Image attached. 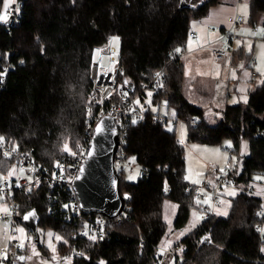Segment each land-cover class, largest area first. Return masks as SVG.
<instances>
[{
  "label": "trees",
  "instance_id": "trees-1",
  "mask_svg": "<svg viewBox=\"0 0 264 264\" xmlns=\"http://www.w3.org/2000/svg\"><path fill=\"white\" fill-rule=\"evenodd\" d=\"M224 1L18 0L11 22L0 21V141L14 152L0 150V169L7 171L21 154L31 155L44 178L35 187L12 193L10 201L18 204L15 216L25 223L24 215L36 209L38 230L42 226L57 232L61 253L77 251L73 264H170L173 260L176 264H264V234L258 230L264 223V215L259 214L263 198L247 191L254 175L264 173V79L250 90L246 102L227 103L221 119L212 121L183 89L186 75L180 53L189 37L197 35L190 34L191 21L207 16ZM249 3V20L264 25V0ZM2 5L0 0V11ZM110 34L120 38L119 65L125 69L124 86L133 89L132 95L164 69L166 81L151 90L153 99H165L169 108L174 107L188 126L187 140L218 143L230 137L233 150L240 149L244 138L250 144L240 167L224 176L240 189L229 214L213 213L200 221L176 241L182 245L181 256L170 254L163 261L157 252L166 246L161 244L167 233L165 200L178 205L176 226L188 221L192 208L200 207L195 195L185 192L186 148L168 120L155 121L148 115L135 125L127 119L129 159L136 158L141 175L130 181L125 178L128 171H120L126 217L112 223L104 237L79 235L77 217L69 220L65 214L69 203L66 210L59 204L67 203L71 193L48 182L60 161L74 162L71 151L85 142L93 53ZM202 234L209 235L210 241H203Z\"/></svg>",
  "mask_w": 264,
  "mask_h": 264
},
{
  "label": "rangeland",
  "instance_id": "rangeland-1",
  "mask_svg": "<svg viewBox=\"0 0 264 264\" xmlns=\"http://www.w3.org/2000/svg\"><path fill=\"white\" fill-rule=\"evenodd\" d=\"M237 3L238 12L244 13L249 19L250 3L249 0H233ZM18 4V0H3L2 15L0 21L7 20L13 15V5ZM18 6L16 7V11ZM200 19H193L191 24L198 23ZM248 25V24H247ZM251 29H247L244 33L240 29L238 35H247L244 40L252 47L255 43V51H253L256 64L254 68L246 67L243 70H237L233 74L232 69L235 65L229 68L226 63L225 67H218L217 62L209 60L205 62L204 69L197 70L192 66L190 74L186 75L184 84V93L192 102H199L203 107L205 116L209 120L217 118L220 120L222 109L227 103L233 104L237 102H246L248 100L250 90L264 79V25L258 23V28L250 24ZM239 37L235 41L237 49ZM113 44L120 46V38L115 37ZM251 51L253 48L250 49ZM101 48L96 47L93 53L94 59H97ZM254 65V64H252ZM232 68V69H231ZM254 70L257 75L251 76V71ZM199 76V78H198ZM150 106V110L154 113L164 115L168 118V127L173 129L176 127L177 136L185 145V161L186 170L185 178L191 183L207 182L210 188H213L217 183L224 178L221 185L217 186V200L214 207V213L222 216L229 214L232 198L237 195L240 189L232 179H226V175L232 169L240 167V160L250 151L248 139H242L240 149L233 150V140L230 137H225L222 142L205 143L187 140L188 126L178 118L174 107H170L165 99L161 102H154L151 90H148L145 96V102ZM218 115V117H215ZM69 148V147H68ZM67 148V149H68ZM132 160L136 163L137 168L133 172H127L125 178L130 181H136L141 175V166L135 157ZM212 166L209 167L208 164ZM8 169V170H7ZM7 171L0 169V186L5 188L6 182L9 186L14 183H19L20 178L30 177L25 173V170L18 162H14L7 166ZM225 176V177H224ZM252 192L262 196V206L264 208V173H256L254 181L249 186ZM13 191H11L12 195ZM199 208H192L191 215L188 221L182 226H176L178 205L171 199H166L164 202V219L166 221L167 233L161 244L170 246L180 240L185 234L193 230L200 221H202V207L212 206L213 191L209 188L204 190V196L197 198ZM14 204L9 201L7 194L0 190V264H14L10 261L12 242L14 239L19 240L20 249L18 257L14 260L22 261L24 264H61V259H65L64 264H73V255L61 253L58 249V243L61 236L51 228L39 227V240H35L33 232L27 225L14 215ZM9 214L8 218L4 214ZM18 213V212H17ZM15 232V234H14ZM165 247V246H164ZM170 264H176L174 260Z\"/></svg>",
  "mask_w": 264,
  "mask_h": 264
},
{
  "label": "built area",
  "instance_id": "built-area-1",
  "mask_svg": "<svg viewBox=\"0 0 264 264\" xmlns=\"http://www.w3.org/2000/svg\"><path fill=\"white\" fill-rule=\"evenodd\" d=\"M1 15L2 12L0 11V16ZM245 19V15L238 11L227 15L226 25L222 28L224 45H210L211 53L216 58L221 59L225 56L233 58L236 52L235 41L238 37L237 33ZM190 34L196 35L197 31H191ZM115 37L116 36L112 34L108 35L106 43L100 46V54L92 63L91 76L93 79V86L89 94L88 112L85 119V142L81 144L78 149L71 151L74 162L70 164L65 161H60L58 165L59 168L55 171V175L48 179L51 187H56V189L66 187L71 193L70 199L67 203L63 204L64 201L59 203L60 208L65 209L69 203L68 206L70 209L65 212L66 216L69 220H71L72 217H77L76 222L78 221L80 223L79 235H86L91 238L104 237L107 233L108 227L112 223H120L125 219L126 216L124 215V212L127 208L125 206V209L115 217H109L100 213H95L94 215L92 213H87L82 209L80 200L73 188V183L77 177L81 163L88 154L97 123L103 116L108 114L114 116L116 120L119 128L120 143L115 155L114 164L120 174V171L122 170L133 172L137 168L136 163L129 159V152L127 150V119H133L135 125L137 121L145 120L148 115H150L155 121L168 120L164 115L152 111L149 112L148 105L143 104V102H145V92H148V90L155 91L166 81L164 69H159L151 83H142L141 91L132 95L131 92L133 89L129 90V88L124 86L127 76L124 67L119 65V46L113 44ZM174 58L175 57H171V59ZM254 63L255 62L253 61L252 64ZM252 74L256 75L255 72ZM0 150L4 154L14 153L5 141H0ZM17 162L24 168L25 173L30 175V177L20 178L19 183H14L12 186H9L8 183H6L5 188L0 186V190L7 194L9 201L11 191L15 192L24 188L35 187L39 184L41 179L44 178V172L38 167L31 155L21 154L18 156ZM208 186L209 184L205 181L202 183L188 182L185 188L186 193H193L196 198L203 197L204 190L207 188L213 191V204L212 206L202 207V213H205L202 215V220L208 219L214 213V207L218 197L217 186H214L213 188ZM168 191L169 188L166 186L164 192L167 193ZM247 191L252 192L251 188H248ZM13 204L15 208L14 215H17L18 204L15 202H13ZM53 211L54 209L52 207L48 208V213H52ZM259 214L261 216L264 215L263 206L260 209ZM4 217L8 218L9 214L5 213ZM258 230L260 234H264V223L259 224ZM201 239L205 242L210 241V237L207 234H202ZM19 249L20 242L19 240L14 239L12 242L11 255L9 256L10 261H14V259L18 257L17 253ZM181 250L182 245L175 242L170 246H162L157 254L161 261H163L170 254L181 256ZM76 253L77 251L73 250L70 254L74 257ZM60 263L64 264L65 259H61Z\"/></svg>",
  "mask_w": 264,
  "mask_h": 264
},
{
  "label": "water",
  "instance_id": "water-1",
  "mask_svg": "<svg viewBox=\"0 0 264 264\" xmlns=\"http://www.w3.org/2000/svg\"><path fill=\"white\" fill-rule=\"evenodd\" d=\"M15 8L16 4L13 10ZM3 22L10 23L11 17ZM119 143V128L114 116H103L96 125L88 154L73 183L81 207L87 213L115 217L125 209L127 197L120 190V174L114 164ZM39 220L36 209L24 215L37 241Z\"/></svg>",
  "mask_w": 264,
  "mask_h": 264
},
{
  "label": "crops",
  "instance_id": "crops-1",
  "mask_svg": "<svg viewBox=\"0 0 264 264\" xmlns=\"http://www.w3.org/2000/svg\"><path fill=\"white\" fill-rule=\"evenodd\" d=\"M236 5L237 3H235L233 0H226L216 4L210 9V12L207 16L200 18L198 23L191 24V31L196 30L197 35L189 37L186 49L180 53L181 60L184 62L185 75L190 74L189 72L192 70L193 65L198 71L204 69L207 67L205 62H209V60L217 62V69L218 67L222 69V67H225L226 63L230 65L229 68L235 65V67L231 69L233 74L236 73V76L239 75L237 70L241 71L247 66L252 69L254 68L256 64V59L253 55V51H255V43H252L251 47V45H249V43L244 40V37H247V35H242V33L240 36L238 35L239 43L236 49V54L233 56V58L230 56H225L221 59H218L211 53L210 50L211 44L218 46L224 45L222 28L226 25L227 15L238 11ZM245 18L246 19L244 23H242L240 27L241 29L239 28L243 33L245 31L247 32V29H251V21L247 19L246 16ZM252 23L256 28H258V23L262 24L260 21ZM251 48H253L252 51L250 50ZM253 61L255 62L254 65H252ZM253 72L255 71H251L252 77L255 76L252 74Z\"/></svg>",
  "mask_w": 264,
  "mask_h": 264
},
{
  "label": "bare ground",
  "instance_id": "bare-ground-1",
  "mask_svg": "<svg viewBox=\"0 0 264 264\" xmlns=\"http://www.w3.org/2000/svg\"><path fill=\"white\" fill-rule=\"evenodd\" d=\"M75 250V249H74ZM171 259V258H170ZM173 259V258H172ZM168 262V261H167Z\"/></svg>",
  "mask_w": 264,
  "mask_h": 264
}]
</instances>
